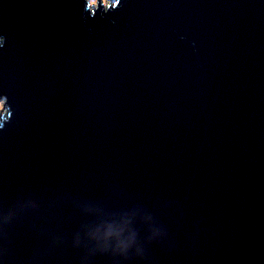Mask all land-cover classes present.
<instances>
[{"label": "water", "instance_id": "obj_1", "mask_svg": "<svg viewBox=\"0 0 264 264\" xmlns=\"http://www.w3.org/2000/svg\"><path fill=\"white\" fill-rule=\"evenodd\" d=\"M0 264H264V0H0Z\"/></svg>", "mask_w": 264, "mask_h": 264}, {"label": "rangeland", "instance_id": "obj_2", "mask_svg": "<svg viewBox=\"0 0 264 264\" xmlns=\"http://www.w3.org/2000/svg\"><path fill=\"white\" fill-rule=\"evenodd\" d=\"M6 98L4 96L0 97V112H7L6 108Z\"/></svg>", "mask_w": 264, "mask_h": 264}]
</instances>
